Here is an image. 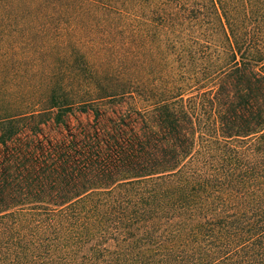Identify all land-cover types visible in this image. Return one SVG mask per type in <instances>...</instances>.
<instances>
[{"label": "trees", "instance_id": "obj_1", "mask_svg": "<svg viewBox=\"0 0 264 264\" xmlns=\"http://www.w3.org/2000/svg\"><path fill=\"white\" fill-rule=\"evenodd\" d=\"M0 264H264V0H0Z\"/></svg>", "mask_w": 264, "mask_h": 264}]
</instances>
